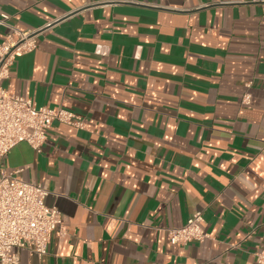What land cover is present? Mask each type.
<instances>
[{"label": "crops", "instance_id": "crops-1", "mask_svg": "<svg viewBox=\"0 0 264 264\" xmlns=\"http://www.w3.org/2000/svg\"><path fill=\"white\" fill-rule=\"evenodd\" d=\"M245 1L0 0L8 24L41 31L3 87L86 122L0 161L64 221L46 255L16 249L19 264H257L264 2ZM197 212L210 239L172 245L166 229Z\"/></svg>", "mask_w": 264, "mask_h": 264}, {"label": "built area", "instance_id": "built-area-1", "mask_svg": "<svg viewBox=\"0 0 264 264\" xmlns=\"http://www.w3.org/2000/svg\"><path fill=\"white\" fill-rule=\"evenodd\" d=\"M246 2L240 0V3ZM9 19L7 14L0 15V26L8 29L0 44V161L21 143L41 153L55 122L80 130L86 128L85 119L80 115L63 108L38 107L31 99L9 93L3 87L16 59L37 49V37L41 32L20 30L8 24ZM250 100L251 96L245 95L244 103L250 104ZM22 172L20 169L0 176V264H19L16 249L46 255L52 234L64 224L57 207L45 204L49 191L42 185L25 181ZM203 225V213L197 212L185 226L166 229V232L172 245L203 243L210 239ZM255 258L257 264H264V252H256Z\"/></svg>", "mask_w": 264, "mask_h": 264}]
</instances>
